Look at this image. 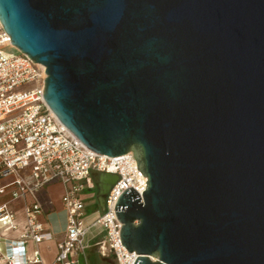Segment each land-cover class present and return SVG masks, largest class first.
<instances>
[{"label": "water", "instance_id": "95a60500", "mask_svg": "<svg viewBox=\"0 0 264 264\" xmlns=\"http://www.w3.org/2000/svg\"><path fill=\"white\" fill-rule=\"evenodd\" d=\"M0 21L60 122L147 177L114 206L133 264H264V0H0Z\"/></svg>", "mask_w": 264, "mask_h": 264}, {"label": "built area", "instance_id": "2783aa9c", "mask_svg": "<svg viewBox=\"0 0 264 264\" xmlns=\"http://www.w3.org/2000/svg\"><path fill=\"white\" fill-rule=\"evenodd\" d=\"M45 77V67L12 45L0 21V195L8 196L0 204V228H18L11 201L21 200L24 214V228L17 238L0 234L1 264H42L38 245L57 234L50 264H78L76 257L85 254L87 234L96 227L105 232L104 239L94 244L99 255L111 256L114 264H133L137 254L120 242L121 224L114 206L129 187L142 194L147 177L132 152L99 154L73 135L44 100ZM102 172L115 174L117 180L106 194L104 210L98 206L96 191L91 199L98 209L86 218L82 193L97 190ZM52 183L62 188L64 225L58 232L39 218L44 212L40 193Z\"/></svg>", "mask_w": 264, "mask_h": 264}, {"label": "crops", "instance_id": "0c3cea01", "mask_svg": "<svg viewBox=\"0 0 264 264\" xmlns=\"http://www.w3.org/2000/svg\"><path fill=\"white\" fill-rule=\"evenodd\" d=\"M61 194H62V188L60 183H52L46 186L40 193V198L42 200L43 204V210L44 212L39 216L40 220H42L45 223L46 227L52 228V230L59 231L60 228L64 225V213L62 211V204H61ZM50 200V204L45 203V200ZM8 200L7 195H0V204L4 201ZM10 208L15 213V220L18 223V228L13 230L11 228L7 227H1L0 228V234L5 235L7 238L15 239L19 236V234L23 231L24 228V214H23V202L21 200H14L9 203ZM86 205V202H85ZM98 207H96V210ZM95 232L92 234H89V238L86 237V249H92L94 254H97L100 258H111L113 261V258L111 256H101L96 250V247L94 244L104 239L105 232L103 229L96 227ZM102 233H104V236H102ZM59 234L56 235L54 240L44 242L38 245V248L40 250V254L42 257V264H50L53 260L55 254H56V240L59 238ZM33 250V245L29 243L28 245V253L31 255ZM1 255V251H0ZM79 255L76 257L79 262ZM85 258V254L83 256ZM97 260H93L92 264H98L96 262ZM96 262V263H94ZM2 263V260H0V264ZM86 264V263H85ZM114 264V262H113Z\"/></svg>", "mask_w": 264, "mask_h": 264}, {"label": "rangeland", "instance_id": "374dc122", "mask_svg": "<svg viewBox=\"0 0 264 264\" xmlns=\"http://www.w3.org/2000/svg\"><path fill=\"white\" fill-rule=\"evenodd\" d=\"M12 51H15V49H13ZM97 190H91V191H85L82 193V197L85 199L86 201V206H85V217L86 218H90L94 215V213L96 212V204H94L93 199H91ZM62 228H60L61 230ZM95 228H92L90 230V232L87 234V239L90 237L89 234L95 232ZM102 236H104V233H102ZM97 260L96 262L98 264H113V261L111 260V258H100L97 254L93 253L92 249H86L85 250V258L83 256H80L79 258V262L80 264H92V260ZM94 262V263H96Z\"/></svg>", "mask_w": 264, "mask_h": 264}, {"label": "trees", "instance_id": "16d2710c", "mask_svg": "<svg viewBox=\"0 0 264 264\" xmlns=\"http://www.w3.org/2000/svg\"><path fill=\"white\" fill-rule=\"evenodd\" d=\"M94 260V259H93ZM93 260H92V262H93Z\"/></svg>", "mask_w": 264, "mask_h": 264}]
</instances>
